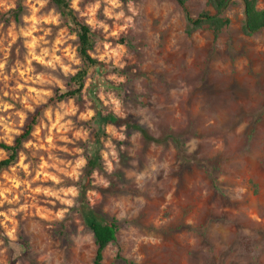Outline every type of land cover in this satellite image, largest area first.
I'll list each match as a JSON object with an SVG mask.
<instances>
[{"label": "rangeland", "instance_id": "rangeland-1", "mask_svg": "<svg viewBox=\"0 0 264 264\" xmlns=\"http://www.w3.org/2000/svg\"><path fill=\"white\" fill-rule=\"evenodd\" d=\"M207 0H187L191 17ZM90 28L79 98L50 101L85 69L51 0H0V143L41 109L0 174V264H92L78 213L86 159L99 158L85 198L118 232L102 264H264V30L229 24L185 32L173 0H69ZM255 8L264 10V0ZM126 124L103 126L95 112ZM5 153L0 150V160Z\"/></svg>", "mask_w": 264, "mask_h": 264}, {"label": "trees", "instance_id": "trees-1", "mask_svg": "<svg viewBox=\"0 0 264 264\" xmlns=\"http://www.w3.org/2000/svg\"><path fill=\"white\" fill-rule=\"evenodd\" d=\"M181 9L185 17L187 35L192 34L196 29L206 27L213 35H217L221 30L226 28L229 21L223 17V13L227 5L232 1H238L243 6L244 24L242 32L245 36H253L256 33L264 30V10L255 8L256 0H207V10L199 13L196 17H191L186 9L187 0H173ZM52 4L58 11L60 18L71 26L72 32L76 37L77 47L76 53L82 64L86 67L77 71L69 79L70 89L59 91L50 99V101L59 102L66 99L79 98L85 86V81L88 78L89 69L102 67L101 62L91 57V51L94 46L92 33L90 28L80 17H77L70 8L69 0H51ZM40 110L32 114L29 120L25 123L22 131L13 139L10 145L0 143V150L5 153V158L0 160V174L9 166L14 164L18 158L19 150L22 144L29 138L34 126L39 117ZM93 123L96 124L97 139L103 135V126L107 124L121 125L126 124L128 128L132 127L139 130L138 126L128 124L124 120L117 119L110 115H101L96 110ZM100 169L99 158L92 156L86 159L85 172L81 187L79 189L78 198V213L84 228L91 234L92 242L95 247L92 264H102L103 252L116 240L118 232V224L115 218L108 221L97 217L89 208L85 198L86 190L89 184V176ZM3 230L0 227V240L3 238ZM117 259L124 264H137L132 260H126L117 255Z\"/></svg>", "mask_w": 264, "mask_h": 264}]
</instances>
